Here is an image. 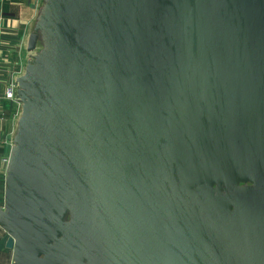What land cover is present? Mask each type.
I'll list each match as a JSON object with an SVG mask.
<instances>
[{
  "label": "water",
  "instance_id": "95a60500",
  "mask_svg": "<svg viewBox=\"0 0 264 264\" xmlns=\"http://www.w3.org/2000/svg\"><path fill=\"white\" fill-rule=\"evenodd\" d=\"M33 6L0 252L264 264V0Z\"/></svg>",
  "mask_w": 264,
  "mask_h": 264
},
{
  "label": "crops",
  "instance_id": "0c3cea01",
  "mask_svg": "<svg viewBox=\"0 0 264 264\" xmlns=\"http://www.w3.org/2000/svg\"><path fill=\"white\" fill-rule=\"evenodd\" d=\"M37 0H0V153H9L8 136L13 128L17 103L7 97L13 75L20 69L22 42L27 25L35 14ZM1 154V155H2ZM5 170L0 157V206L4 203ZM0 227V237L4 235ZM12 251L0 252V264H11Z\"/></svg>",
  "mask_w": 264,
  "mask_h": 264
},
{
  "label": "built area",
  "instance_id": "2783aa9c",
  "mask_svg": "<svg viewBox=\"0 0 264 264\" xmlns=\"http://www.w3.org/2000/svg\"><path fill=\"white\" fill-rule=\"evenodd\" d=\"M6 95H7L8 98L13 99V86H12V84L8 86L7 91H6ZM1 154L2 153H0V157H1L4 165L6 166L7 163H8L9 153L2 154V155Z\"/></svg>",
  "mask_w": 264,
  "mask_h": 264
}]
</instances>
